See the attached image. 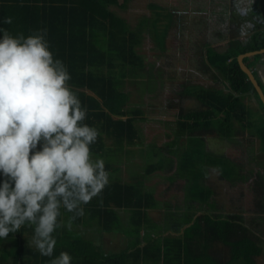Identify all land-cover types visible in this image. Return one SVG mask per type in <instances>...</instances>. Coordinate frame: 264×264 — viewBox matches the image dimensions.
<instances>
[{
	"label": "trees",
	"instance_id": "16d2710c",
	"mask_svg": "<svg viewBox=\"0 0 264 264\" xmlns=\"http://www.w3.org/2000/svg\"><path fill=\"white\" fill-rule=\"evenodd\" d=\"M239 1H222V7L213 14L222 20ZM127 2L125 0L120 7L124 8ZM176 2L179 5H175ZM175 3L147 1L149 11L141 16L137 25H132L113 10L118 0H0V21L4 17L12 18L11 24L0 23V27L11 34L23 33L27 36L33 30L47 29L51 50L67 66L71 75L69 83L88 109L86 122L96 126L101 133L92 145V152L94 156L105 159L111 182L100 197L84 206V216L71 221L70 228L61 227L55 233L57 245L54 255L66 251L73 257L72 264H258L259 257L264 259V229L257 228L261 223L264 225V216L258 215L259 220L255 222V215L246 220L242 214H224L216 209L214 202H210L213 190L205 186L201 179L206 173L200 167L204 169L205 165H198L202 159L207 160L206 154L192 153L181 160L178 176L186 180L184 198L188 210L178 214L171 230L179 232L182 226H188L179 235L164 230L159 231L160 235L149 236L146 226L150 227V218L146 209L157 206L156 198L152 191L140 184L127 183L120 175V178L115 175L120 165L117 159L112 161L110 156H123L124 151H132L130 146L143 141L137 127V121L143 118L141 106L130 103V93L124 91L126 80L147 76L140 74L148 70H141L143 56L139 46L146 34L163 45L171 28L177 32L187 29V14L199 12L198 5L206 4L205 0H175ZM259 7L264 13V3ZM221 40L218 34L216 42ZM229 45L228 49L219 52L202 37L198 62L203 71L214 68L226 78L229 96L222 98V91L217 89L201 90L196 97L206 110L179 121V134L190 129L194 131L198 126L208 129L205 120L221 113L222 120L217 125L211 119L209 121L216 125L222 138L229 139L234 132L232 120L241 123L244 117L246 120L248 110L242 97L251 92L258 98V94L240 68L237 56L264 48V30H254L246 42L236 40ZM258 58L259 55H255V59H251ZM244 62L249 64V57ZM260 104L264 109L261 101ZM206 125L211 132L216 131L210 124ZM256 134L264 157V124ZM196 160L200 161L195 166ZM208 162L231 186L240 182L235 167L230 163L233 161L227 156L211 158ZM161 163L148 165L147 174L162 169ZM262 163L264 168V158ZM240 174L244 182L250 176L244 168H241ZM260 177L262 181L257 192L262 204L258 212L263 215L264 176L258 175ZM101 200L102 203L99 202ZM203 205H208L210 209L197 214V210L204 209ZM121 209L127 212L125 219L120 214ZM70 215L64 213L63 219L67 222ZM92 227L97 229V235L103 232L121 233L127 237L126 246L108 248L97 244L93 237L86 236V231ZM32 234L31 227L23 226L19 232L10 234L8 239L0 240V264H49L50 258L41 256L31 244Z\"/></svg>",
	"mask_w": 264,
	"mask_h": 264
},
{
	"label": "clouds",
	"instance_id": "9594fccd",
	"mask_svg": "<svg viewBox=\"0 0 264 264\" xmlns=\"http://www.w3.org/2000/svg\"><path fill=\"white\" fill-rule=\"evenodd\" d=\"M70 80L46 28L25 36L0 27V240L31 227V244L49 264H72L70 253L54 255L55 233L111 182L105 159L92 152L100 130L86 122Z\"/></svg>",
	"mask_w": 264,
	"mask_h": 264
},
{
	"label": "rangeland",
	"instance_id": "374dc122",
	"mask_svg": "<svg viewBox=\"0 0 264 264\" xmlns=\"http://www.w3.org/2000/svg\"><path fill=\"white\" fill-rule=\"evenodd\" d=\"M147 1L149 0H128L126 6H123L124 8H121L120 5H123L125 0H118V5L113 7V10L117 13H120L121 16L125 17L126 21L129 20L132 25H137L138 18L149 11V8L146 6ZM163 1H165L166 3L169 2L171 4L175 3V0ZM197 1L201 2V0ZM215 1L217 0H205L206 4L201 3L198 5L200 9L199 12L187 14L188 19L186 20V22L188 23V28L185 30H179L178 32L175 31V29L171 28L166 35V39L164 41L165 44L163 43V45L160 43H156L149 35H145L142 45L139 46V51L145 59L141 70L144 71L145 69H148V71H145L144 74H140L147 76L131 79L133 81L126 80L124 84V91L127 90L131 96L129 100L130 103H135L139 107L141 106L140 109L143 112L142 120L137 121V127L139 128L140 133L143 134V142L145 141L143 149L140 151L141 157H139L142 161L140 165L137 166L136 164L133 165L131 160L129 159L128 162H126L125 170H122V163H120L122 155H119V157H110L112 161H115L117 159L118 161L116 160V162H118V165H120L119 171L115 174L116 176H118V178H120V176L127 172L129 173V179H124L123 177V180L127 183L140 184L146 190L152 191L153 195L155 194V197L160 201L157 202L159 203V206L170 204L172 206H176L174 208L175 210L184 211L180 209V207H185L184 204H186L184 198V195L186 193L184 189L185 181L184 179L182 180L178 177L181 160H183L185 156L191 155L192 153L198 154L200 156L208 154L207 156H205L207 160L202 159V161L198 165H205L204 169H201L200 167V170H204L206 173L201 179L205 186H209V188H212L213 190V197L211 198L210 202H214L216 209L220 213H239L244 215L243 217L246 220H250L252 215H255V222H258V215L264 216V214L262 215L260 212H258L259 207L261 208L262 204V198L260 197V195H258L262 180L261 177L258 178V175L264 176L262 163L264 157L258 149L259 145L250 143L248 149L245 150L247 146L243 147V143L238 139L239 136L234 135L229 137V139L222 138V136H220V134L218 133L219 129L216 128L218 122L222 120V116L220 113V116L216 118L213 115L205 120V127L210 129L206 125V123H208L210 124V127L215 128L216 131L212 133V138L218 139L219 142L211 144V142L209 141V148L208 150H206L208 151L207 153L203 148L204 143L198 144L199 149L196 150L199 151L195 153V150H193L194 146H189L188 148H186V146H182L184 144L183 142V144H181L177 143L174 140L177 135V128L174 125L177 124H174L171 120H154L156 113L164 114L169 119L168 114H174L177 112V108L175 107L180 104V99H183V96L180 92L175 91L176 89L199 94L197 90H193V84H182L180 82L183 79L190 78L191 76L194 77V75L197 74V71L199 70L198 65L196 64H198V58L201 55L199 54V43L202 40V37L203 39L209 40L212 46L214 48L216 47L217 51L223 52L224 47L216 45V39L218 37V34L220 35V33L222 34L224 31L227 35V29L229 27L230 32H233V30H235V32L237 30L241 32L248 29L255 31L264 30V21L261 17L260 11L261 8L258 7V5L255 3L256 0H252V3L249 4L246 1L240 2L239 4H247L248 6L243 7V5H239L240 7L229 11L226 14L227 17L223 18L222 20L219 19L217 14L213 13H217L218 10L222 7V1L226 0H218L216 3ZM263 3L264 0H260L259 6ZM175 5H179V3L176 2ZM213 6L215 7V9H213ZM202 7H204V9H201ZM249 8H251V10L245 12V10H248ZM240 10L244 12L241 11L242 13H240ZM254 16L256 23L255 25H253V23H251L252 21H250V19L252 20ZM153 45L155 49L156 47L160 49V52L167 51V53L163 55L159 54L153 48V50L151 49ZM169 62H174V64L176 65L174 70L172 71L173 76L169 77L171 81L170 83L172 84L160 83L156 79V77H159V73L156 74V72L159 71L164 76L165 74L163 72V69L166 70L168 66H171L170 64H168ZM212 72L213 74L217 73L214 68H212ZM199 79L200 77L198 76L197 81H199ZM174 86L176 87L174 88ZM87 93H89L88 90ZM221 94L222 98L225 99H227V96H229V92L226 89H224ZM169 104L173 106V111L171 113H164V105L167 106ZM160 109L161 112H159ZM249 111L250 115H247L248 118H246V120L244 117V121L249 123L250 127H248V131L250 134L254 135L257 132V129L262 127L264 122L263 119L260 118V116H258L255 111L254 113L252 112L251 108L249 109ZM166 112H168V108L166 109ZM172 116L173 115H171L170 117L172 118ZM124 118L125 117H123V119ZM209 119L214 121L216 125L211 124ZM234 122L237 123V120L233 119L232 123ZM242 123L240 122V125ZM237 127L238 130H241L238 125ZM225 131L228 132L227 129H225ZM237 134L240 133L237 132L236 135ZM197 136L199 137V140H202L201 136ZM169 137L170 139L166 141V139ZM254 139L255 141H257L256 138ZM246 144H248V142H245V145ZM173 146L175 147L172 148ZM239 147H243L242 152L240 151ZM132 151L136 152V150ZM224 154L228 156L230 160H233V162L230 163L235 167L234 171L240 178V182L235 184L234 186H231L227 182L228 180L225 181L221 179L219 176V170L216 167H213L210 162H208V159L224 157ZM250 154L252 156H250ZM172 155H175V162L171 161ZM198 161L200 160H196L194 162L195 166L197 165ZM160 162H162V169H158L156 170V172L154 171L155 173L152 175L147 174L146 168L148 165ZM234 162L236 163L237 168ZM241 168H244L248 171L250 170V176L248 180H246V182L241 181L244 179L240 174ZM257 168L260 169L257 171ZM256 171L257 175L255 173ZM254 192L255 197H253ZM203 208V210H197L196 212L201 213L205 210L208 211V209H210L208 205H203ZM162 211V208L160 210H155L153 212V216L155 218H158L161 215ZM257 228L262 231V229H264V225H262L261 223L259 226H257ZM257 228H255V230H257ZM92 229L93 228H89L86 231V236L93 237ZM108 234L111 235L113 233L108 232ZM96 235L97 233L95 234L94 238L96 237ZM258 264H264V259L262 257L258 258Z\"/></svg>",
	"mask_w": 264,
	"mask_h": 264
},
{
	"label": "crops",
	"instance_id": "0c3cea01",
	"mask_svg": "<svg viewBox=\"0 0 264 264\" xmlns=\"http://www.w3.org/2000/svg\"><path fill=\"white\" fill-rule=\"evenodd\" d=\"M259 1L260 0H256L255 1V3L258 5V7H259ZM251 3H252V0H251ZM234 25H235V23H234ZM216 45L222 47L221 42L216 43ZM199 54H201V51L199 52ZM254 55H259L260 59L259 58L258 59L260 61L258 59L257 60H252L251 59L252 55H249V56H247V57H249V64H248L249 66L245 62L244 63L248 67L254 68L253 69L254 73H255L254 76L256 77V79H257L258 83L260 84V86H261V88L263 90V93H264V52H260L258 54H254ZM243 61H244V59H243ZM199 64H200V62H198V64H196V65H199ZM200 67H203V66L201 65ZM174 68H175V66L169 67V69L172 70V71L174 70ZM215 71L217 73L214 74V75H216L217 77L216 76H212L213 75L212 70H204L203 71V70L199 69L197 71V74H195L194 77L192 76L191 80L188 81L186 84H189V83L193 84V87H194L193 90H197L198 92H200L201 90L211 91V90H215V89L220 90L222 92H223L224 89H226L229 92L230 89H229L228 81L226 80L225 77H223V75H221V73L219 71H217L216 69H215ZM198 76L200 77L199 81H197L198 80ZM175 87L176 86H174V88ZM175 91L180 92L182 94V96H183V99L182 98L180 99L181 100L180 104H178V106L175 107V108H177V112L174 113V114H168L169 115V119L164 114L156 113L155 119L154 118H152V119H154V120H166V121L167 120H171L174 124H177V125H174L177 128V133H176L177 135H176V137L174 139L177 143H181V144L184 143L182 146H186V148H188L189 146H194V149L193 148L192 149L195 150V153H197L199 151V150H196V149H199L198 148V144L204 143L203 148H204L205 152L207 153L208 151H206V150H208L210 142H211V144L219 142L218 139L212 138V133L213 132H211L210 129L208 130V129H205L203 126H198V127H196L197 129H195L194 131L192 129H190L188 131H185L183 134H179L180 133V129L179 128H181V126L179 124V121L185 120L186 116L189 118V115H191L193 113L200 112L202 110H206V107L203 106V103L197 99L195 93L182 91L181 89H176ZM175 91H173V92H175ZM260 101L262 102V100L260 99L259 95H258V98H257L251 92L244 94L243 97H242V102H244V104L246 105V108L248 110V113L246 114V117H247V115H250L249 109L251 108L252 112L254 113V111H255L257 113V115L260 116V118L263 119V122H264V109L261 108L262 106L260 104ZM196 104H197V106H196ZM263 106H264V104H263ZM164 107H165L164 108V113H171L173 111V109H172L173 106L171 104H169L167 106L164 105ZM167 108H168V112H166ZM159 112H161V109H160ZM171 115H173L172 118L170 117ZM219 115H220V113L219 114H215L214 116L216 118ZM244 122H245V124H243ZM244 122L241 125H240V123L238 121H237V123L234 122L232 124V126L234 128V132L231 135L232 136H234V135L235 136H239L238 139L241 142L243 140H245L246 142L249 141L251 144L253 143V144L259 145L258 149L260 150V142H259V139L257 137V134L256 133L254 135L250 134L249 131H248V127H250V125H249L248 122H246V121H244ZM237 125L241 128V130H238ZM236 130L241 135H246V137L244 138L240 134L236 135V133H237ZM197 135L201 136L202 140H199V137ZM142 136H143V134H142ZM142 136H141V138L143 139ZM254 138H256L257 141H255ZM169 139H170V137L167 138L166 141H168ZM144 142L142 141V143H136V145L130 146V148H132V150H136V152H133V151H130V152L129 151H124L123 152V156H122V159L120 161V163H122V166H121L122 170H125L126 162H128L129 159L131 160L133 165L134 164H136L137 166L140 165V163L142 161L139 158V157H141L140 151L143 149V145L145 144ZM174 147L175 146H173L172 148H174ZM243 147H246L245 148V150H246V149H248L249 144H246V145L243 144ZM243 147L242 148L239 147L241 152L243 151ZM126 148H129V147H126ZM206 155H208V154H206ZM224 156H226V155L224 154ZM171 157H172L171 161L175 162V155H172ZM259 169L260 168H257V171ZM245 171L248 172V170H246V169H245ZM257 171L255 172L256 175H257ZM155 172H156V170H155ZM155 172H152L150 174L152 175ZM128 175H129V173L125 172L121 177L122 178L124 177V179H129ZM178 177L180 179H182V180L184 179V181H185L184 182V189H185V183H186L185 178L181 177V176H178ZM172 180H174V179H172ZM154 197H155V194H154ZM156 200H157V202H160L157 198H156ZM184 205H185V207L184 206L180 207V209H182L184 211L188 210L187 207H186V204H184ZM175 207L176 206H172L170 204L169 205L167 204V205H164V206H162V205L159 206V203H157L156 207H154V208L152 207V208L146 209V211L148 213V217L150 218V221H149V224H148L150 227L148 228L146 226V229L149 231V236H152L154 234H156V236H157L158 235L157 233H159V231L162 232L164 230H168L166 233L171 231L174 235H179L180 233L183 232V229H185V227L188 226L187 224L182 226L179 232L171 230V227L173 226V223L175 222V220L179 216L178 214L184 212V211H181V210H175L174 209ZM161 208L163 209V211L161 212V215L158 218H155L153 216V212L155 210H160ZM119 211H120V214L122 215V217L125 219V215L127 214V212H125L122 209L119 210ZM173 213H175V214H173ZM197 214H200V213H197ZM169 219H172V220L169 221ZM92 232H93V238H94L95 234L97 233V229L93 228ZM159 235H160V233H159ZM94 240L96 241L97 244H100V245L103 244V245L107 246L108 248L109 247L117 248L118 246L119 247H123V246L125 247L126 246L127 237H125L121 233H113V234L109 235L108 232H106V233H103V234L96 235Z\"/></svg>",
	"mask_w": 264,
	"mask_h": 264
},
{
	"label": "flooded vegetation",
	"instance_id": "af4514ba",
	"mask_svg": "<svg viewBox=\"0 0 264 264\" xmlns=\"http://www.w3.org/2000/svg\"><path fill=\"white\" fill-rule=\"evenodd\" d=\"M247 2L248 4L249 3H251V0H249V2H248V0H240L239 1V3L240 2ZM239 3H237L236 5H235V7H234V9H236L237 7H240L239 5H243V7H245V6H248L247 4H239ZM229 6H231V3H229ZM231 10V9H230ZM251 10V8H249L248 10H245V12H248V11H250ZM242 10H240V13H242V12H244V11H242ZM261 11V10H260ZM261 17L263 18V21H264V13L261 11ZM141 18V17H140ZM140 18H138V20L140 19ZM138 20H137V22H138ZM261 20V19H260ZM259 20V21H260ZM250 21H252L251 23H253V25H255L256 23H255V16L252 18V20L250 19ZM256 29V28H255ZM229 28H228V32H229ZM227 32V33H228ZM254 32V30H246V31H239V30H237L236 32H235V30H233V32H230V33H228L227 35H226V32L224 31L222 34L220 33V36H221V38H222V40H221V45H222V47H224V51L226 50V49H228L229 48V43L230 42H232V41H239V42H246V40H248V37L250 36V34H252ZM165 44V43H164ZM154 49L155 51H157L159 54H161V55H163V54H166L167 53V51L166 52H160V49H158L157 47H156V49H155V47H154V45H153V47H151V49ZM152 49V50H153ZM263 49V48H262ZM143 56V55H142ZM246 58V57H245ZM245 58H244V60H245ZM252 59H255V55H252V57H251ZM259 59H260V56H259ZM258 59V60H259ZM144 56H143V63H144ZM260 61V60H259ZM168 64H170L171 66H168L167 67V69L166 70H164L163 69V72H164V76H163V74L161 73V72H156V74L157 73H159V77L157 78L156 77V79L160 82V83H169V84H172V83H170L171 81H170V79H169V77H171V76H173L172 75V70H170L169 69V67H173V66H176L175 64H174V62H169ZM208 64H209V66L210 67H212L211 66V64L208 62ZM248 65V64H247ZM249 66V65H248ZM155 68V67H154ZM199 69L200 70H202L203 69V67H199ZM145 70H148V69H145ZM253 73H254V70H253ZM254 75H255V73H254ZM184 78V77H183ZM191 78H192V76L190 77V78H187V79H183L180 83H182V84H186L188 81H190L191 80ZM257 80V79H256ZM258 82V81H257ZM249 93V92H248ZM244 138L246 137V135H244L243 136ZM245 140H243L242 141V143L243 144H245ZM248 142V144H250V142L249 141H247ZM250 156H252L251 154H250ZM264 169V168H263ZM249 172V171H248Z\"/></svg>",
	"mask_w": 264,
	"mask_h": 264
},
{
	"label": "water",
	"instance_id": "95a60500",
	"mask_svg": "<svg viewBox=\"0 0 264 264\" xmlns=\"http://www.w3.org/2000/svg\"><path fill=\"white\" fill-rule=\"evenodd\" d=\"M260 52H264V48L263 49H259V50H255V51H250V52H246V53H242V54H239L238 57H237V60H238V63H239V66L240 68L248 75L250 81L252 82V84L254 85L260 99L262 100L263 104H264V93H263V90L261 88V86L259 85L258 82H256L253 74H252V71L245 65L243 59L249 55H254V54H258Z\"/></svg>",
	"mask_w": 264,
	"mask_h": 264
},
{
	"label": "bare ground",
	"instance_id": "6f19581e",
	"mask_svg": "<svg viewBox=\"0 0 264 264\" xmlns=\"http://www.w3.org/2000/svg\"><path fill=\"white\" fill-rule=\"evenodd\" d=\"M253 51H255V50H253ZM248 52H250V51H248ZM246 53V52H245ZM242 54V53H241ZM238 61V60H237ZM239 64V63H238ZM246 65V64H245ZM247 66V65H246ZM248 67V66H247ZM251 71H252V74H253V76H254V73H253V69L254 68H251V67H248ZM248 76V75H247ZM249 78V77H248ZM254 78H255V80H256V77L254 76ZM250 80V79H249ZM256 82H257V80H256ZM260 85V84H259Z\"/></svg>",
	"mask_w": 264,
	"mask_h": 264
}]
</instances>
